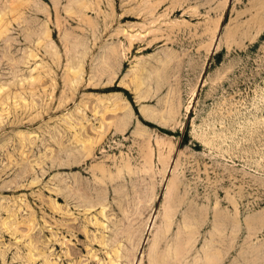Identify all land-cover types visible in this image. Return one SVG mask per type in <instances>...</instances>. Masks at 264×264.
Listing matches in <instances>:
<instances>
[{
  "label": "rangeland",
  "instance_id": "obj_1",
  "mask_svg": "<svg viewBox=\"0 0 264 264\" xmlns=\"http://www.w3.org/2000/svg\"><path fill=\"white\" fill-rule=\"evenodd\" d=\"M23 2L0 0V264H200L213 233L217 264H264V0ZM128 111L87 169L116 175L140 128L152 168L82 196L91 173L54 159Z\"/></svg>",
  "mask_w": 264,
  "mask_h": 264
},
{
  "label": "bare ground",
  "instance_id": "obj_2",
  "mask_svg": "<svg viewBox=\"0 0 264 264\" xmlns=\"http://www.w3.org/2000/svg\"><path fill=\"white\" fill-rule=\"evenodd\" d=\"M24 2H26L27 0H23ZM32 1V0H31ZM49 1H51V3L53 4V7H54V10L56 11V13H58L59 12V9H58V6H59V3H60V0H49ZM70 2H74V4L77 2L78 3V5H73L72 4V6H71V8L70 9H74L75 10V8H74V6L77 8V10L78 9H83V7H88V4H86V3H88L90 0H69ZM92 1V0H91ZM19 2V1H18ZM20 2H21V0H20ZM23 2V3H24ZM29 3V2H28ZM20 4V6L22 5L21 3H19ZM89 4H90V2H89ZM16 5H18V4H16ZM14 6V8L15 7H17V6ZM29 6V7H35V10H36V8L37 9H39L38 8V6L36 7L34 4H26V6ZM94 5V4H93ZM25 6V7H26ZM24 7V6H23ZM28 7V8H29ZM79 7V8H78ZM20 8V7H19ZM19 8H17L18 10H19ZM12 9V8H11ZM70 9L69 8H67V11H70ZM14 11H15V9H13ZM84 10V9H83ZM38 11V10H37ZM80 11V10H79ZM72 12V11H71ZM73 12H75V11H73ZM20 14V13H19ZM21 15V14H20ZM58 16V15H57ZM22 17V16H21ZM57 18V17H56ZM17 19H19V18H17ZM21 19H24L23 17L21 18ZM57 21L59 20V19H56ZM56 21V22H57ZM2 29H4V28H2ZM5 29H6V27H5ZM4 29V30H5ZM3 30V31H4ZM2 31V32H3ZM1 32V33H2ZM3 33H5V32H3ZM1 35V34H0ZM66 40H67V38H66ZM65 42V41H64ZM69 43V42H68ZM66 44V43H65ZM72 44V43H71ZM67 45V44H66ZM69 45H70V43H69ZM68 45V46H69ZM68 50H71L69 47L67 48ZM81 54H85L86 52L84 51V53H83V51L82 52H80ZM72 72L75 74V72H77V70L75 69V68H73L72 69ZM37 79H40L39 77L38 78H36V79H34V80H37ZM71 81V80H70ZM111 81V79L109 80V82ZM29 83H31L32 82V80L31 81H28ZM34 82V81H33ZM66 82L68 83V80H66ZM72 83L74 82V80H72L71 81ZM76 82V81H75ZM24 83V82H23ZM142 83H145V81H143ZM109 87H114V85L112 84V81L110 82V85H108ZM148 90L147 91H145V93H143L142 94V96L141 97H145V96H147L148 95ZM94 107V106H93ZM92 107V109H93V111L92 112H94L95 114H97L96 116H97V118L100 116V117H103L104 116V114H105V112H106V108H105V111H103V110H98L97 109V105H95V107L93 108ZM110 109H112V110H114V111H116V110H118V109H120V106H119V104H115L113 107H111ZM110 109H108V110H110ZM102 111H103V113H102ZM107 113V112H106ZM94 114V115H95ZM141 115L145 118V122L147 121V122H150V121H154V122H157L158 124H160V125H164V124H167V123H169L168 121H170L171 119H172V116H173V111H172V109H167V108H165V109H163V110H159V109H155V110H150V109H148L147 111H146V109H144V108H142L141 109ZM115 118L111 121V122H108V123H101L100 124V130H98V134L95 136V137H84V136H80V135H78V136H75L74 137V139H72V140H74V143L77 145H79V148H76V149H74L75 151H73V153L71 154V155H68L67 154V156H65V157H59L58 156V158L57 159H54V162H55V165H57V166H63V165H72V163H77V164H79L78 165V168H79V174H78V176H80L82 173H91L90 174V176L92 177V181H87V183H83V180H82V182L81 183H83V189H84V191H83V194L80 192L79 194H81L82 196H89V194H90V191H91V189L94 187V188H105V186H103V183H107V180L106 179H104L105 177L108 179V181H115L116 179H118V176H119V173L118 172H120V171H122L123 169L125 170V169H127V171L131 168V166H132V164H135V165H139V167H141V168H146L147 167V170L149 171V169L150 168H152L151 167V164H152V156H153V148L151 147L152 146V144L150 145V139H149V136H148V131L147 130H145L144 128H140V129H138L137 131H136V135L137 136H134V142H135V144H136V155H134V153H126V154H124V155H121L120 157H121V159L120 160H122V166H120V168H118L116 171H117V173H116V175H113V176H111V174H110V167H108V166H103V165H101V167L99 166H97L96 168H89V169H87L88 167H87V164L89 163L88 161H90L91 159H95V158H97L96 157V155L97 154H101V153H106L107 152V150H105V147H106V143L107 142H109V140L111 139V138H113V136H115V134H113V135H105L106 134V130L109 128V127H111L112 126V132H113V130H114V132L113 133H116L117 131H119V133L120 132H123V130L126 128V125H128L129 124V122H130V113H129V111L125 114V115H122V114H119V113H116L115 114V116H114ZM104 118V117H103ZM148 118V119H147ZM150 119V120H149ZM82 127H84V126H82ZM106 131V132H105ZM108 131H109V129H108ZM105 133V134H104ZM103 134H104V136H106V137H103ZM117 134V133H116ZM29 135V134H28ZM22 136H24V138H21V139H23L24 141L25 140H27L28 139V137H26L25 135H22ZM30 137V136H29ZM121 141H123V142H121L120 143V141L117 143V142H115V141H111V145H108L109 146V151H112V150H114V149H119V148H122L123 147V143H125V141H124V139L123 140H121ZM155 142H156V145H157V147H158V149H159V151H158V153H159V160H161L162 159V151H161V149H160V147L163 145V143L162 142H160L159 140H155ZM110 143V142H109ZM67 149V147H61L60 148V151L59 152H64L65 150ZM99 149H100V151H99ZM97 150L99 151V153H97ZM66 153H68V152H66ZM66 155V154H65ZM62 156V155H61ZM105 156V155H104ZM106 157V156H105ZM56 158V157H55ZM164 160V159H163ZM92 161V160H91ZM119 162H121V161H119ZM115 164V163H114ZM105 165V164H104ZM76 166V165H75ZM115 166V165H114ZM135 167V166H134ZM137 167V166H136ZM135 167V168H136ZM114 168V167H113ZM115 168H117V167H115ZM85 170H87V171H85ZM25 173H27L28 172V169L27 168H25V171H24ZM97 172V173H96ZM123 172V171H122ZM121 173V172H120ZM129 173V172H128ZM134 173V172H133ZM113 174V173H112ZM126 174V173H125ZM129 174H131V173H129ZM121 175V174H120ZM133 175V174H132ZM131 176V175H130ZM120 177V176H119ZM128 177V176H127ZM112 183V182H111ZM92 185V186H91ZM77 189H79L78 187H76ZM77 192H79L78 190H76V193ZM78 194V195H79ZM173 196V195H172ZM229 200V199H228ZM93 204H95V203H93ZM90 205H92L91 203H90ZM237 211V210H236ZM221 212V211H220ZM221 214V213H220ZM218 216H220V215H218ZM261 217H263V216H261ZM260 217V218H261ZM167 219V218H166ZM258 220H260L259 218H258ZM262 220V219H261ZM234 221V220H233ZM239 222V221H238ZM257 222V221H256ZM262 223H264L263 221H262ZM166 229H168L169 228V226H171V222H170V220H166ZM247 224V223H246ZM245 224V225H246ZM255 224V223H254ZM236 225V224H235ZM234 226V225H233ZM237 226H239V225H237ZM261 226H262V224H261ZM188 227V226H187ZM246 227H247V225H246ZM260 227V226H259ZM234 229H235V231H236V228L234 227ZM238 229V228H237ZM249 229V228H248ZM169 230V229H168ZM241 230V229H240ZM167 230H165L164 231V236H165V232H166ZM184 232V231H183ZM190 232V234H191V230H189V231H186V234H188ZM230 232V231H229ZM193 233V232H192ZM198 233V232H197ZM249 233V232H248ZM183 235L185 234V233H182ZM218 234V233H217ZM216 233H213V235H210L211 236V241H210V243H209V247H208V249L206 250V253H205V259L200 263V264H217V262H218V257L220 256V254L218 255V253H219V251H218V249H217V247L219 246V242H220V240H219V238L222 236H219V235H217ZM179 235H181V234H179ZM182 236V235H181ZM190 236V235H189ZM192 236V235H191ZM238 236V235H237ZM223 237V240H224V236H222ZM248 237V236H247ZM182 239H183V237H182ZM192 239V238H191ZM222 240V239H221ZM188 241H189V238H188ZM187 241V242H188ZM194 241H196L195 239H193V240H191L190 242H189V244L186 246V249L183 251V250H181V252L183 251L184 252V254H187V252H189V251H191L192 250V248H193V245H194ZM186 242V241H185ZM185 242H183L184 244H185ZM223 241H221V243H222ZM182 244V243H181ZM261 245H262V243H260ZM260 245V246H261ZM181 246V245H180ZM228 246V245H227ZM258 246V245H257ZM158 247V246H157ZM184 247H185V245H184ZM184 247H183V249H184ZM264 247V246H263ZM180 249H181V247H179ZM231 248V247H230ZM229 248V249H230ZM257 248H259V246L257 247ZM232 249V248H231ZM250 249V248H249ZM253 249H255V248H253ZM180 251V250H179ZM179 251H178V253L177 254H180L179 253ZM249 251V250H248ZM260 251H261V249H260ZM262 252V251H261ZM260 252V253H261ZM252 253V252H251ZM258 253V252H257ZM183 253H181V255H182ZM246 254H249V253H246ZM256 254V253H255ZM257 255V254H256ZM248 256V255H247ZM264 256V255H263ZM261 257H262V255H261ZM225 259H227V258H225ZM254 259V258H253ZM255 259H257V258H255ZM221 260V259H220ZM253 261H255V260H253ZM250 263V262H249Z\"/></svg>",
  "mask_w": 264,
  "mask_h": 264
},
{
  "label": "snow or ice",
  "instance_id": "obj_3",
  "mask_svg": "<svg viewBox=\"0 0 264 264\" xmlns=\"http://www.w3.org/2000/svg\"><path fill=\"white\" fill-rule=\"evenodd\" d=\"M262 36H264V32H262V34H261Z\"/></svg>",
  "mask_w": 264,
  "mask_h": 264
}]
</instances>
